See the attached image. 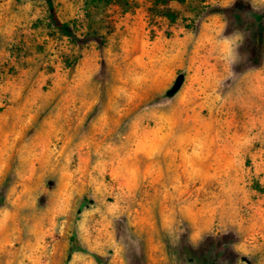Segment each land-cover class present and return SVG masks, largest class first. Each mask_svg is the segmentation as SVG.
I'll use <instances>...</instances> for the list:
<instances>
[{
  "label": "rangeland",
  "instance_id": "1",
  "mask_svg": "<svg viewBox=\"0 0 264 264\" xmlns=\"http://www.w3.org/2000/svg\"><path fill=\"white\" fill-rule=\"evenodd\" d=\"M90 1L0 0V264H264V0Z\"/></svg>",
  "mask_w": 264,
  "mask_h": 264
},
{
  "label": "trees",
  "instance_id": "2",
  "mask_svg": "<svg viewBox=\"0 0 264 264\" xmlns=\"http://www.w3.org/2000/svg\"><path fill=\"white\" fill-rule=\"evenodd\" d=\"M152 1H153V5H154L155 11H159L161 9L165 10L166 17H168V18H170L172 20H175L174 14L172 15V13H170V5L173 4V3L183 4L187 0H152ZM46 3L48 5L49 11H50V18L54 22V24L56 25L57 29L62 34L66 35L68 37L76 38V36L74 35V33H73L72 29H71L70 23H62V22H60L57 19L53 0H46ZM91 4L94 5L95 7L104 8L105 9V8H108V7L113 6V5L127 6L128 5V0H91L90 1V5ZM261 20H262V18H260V21ZM261 31H263L262 25H261ZM91 37H93L95 39H98V41L101 44L104 43L103 37L99 33H97L96 29L92 33ZM179 86H180V83H177V85L174 88L172 93L177 92V90L179 89Z\"/></svg>",
  "mask_w": 264,
  "mask_h": 264
}]
</instances>
